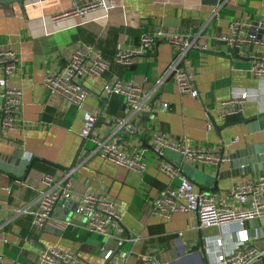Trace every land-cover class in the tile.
Listing matches in <instances>:
<instances>
[{
	"label": "crops",
	"instance_id": "1",
	"mask_svg": "<svg viewBox=\"0 0 264 264\" xmlns=\"http://www.w3.org/2000/svg\"><path fill=\"white\" fill-rule=\"evenodd\" d=\"M87 1L91 0H26L23 5H0V47L13 48L20 55L10 85L22 90L23 117V125L17 129L0 127V153L11 154L20 148L35 157L22 178L0 170V264H38L49 246L74 250L89 263H106L104 250L114 251L116 264H138L141 253L155 254L173 264L188 254L185 262L190 263L189 253L204 251L207 237L230 233L233 241L240 240L237 224L200 230L195 212L177 211L163 217L152 211L154 198L179 180L159 169L151 139L161 129L172 139H186L228 157L216 165L166 150L165 157L178 163L205 190L224 193L241 180L264 173L260 160L247 173L241 169L248 159L245 155L262 154L260 145L264 144V130L253 127L250 120L264 112V75L251 72L252 57L264 54V43L248 42L236 49L215 38L227 33L233 21L241 20L243 32H258L263 39L264 0H108L105 8L53 21L52 15ZM157 28L187 33L208 46L192 49L185 59L195 72L199 97L181 93L172 79L158 82L177 54V48L165 41H158L153 51L129 64H113L101 78H87L89 94L82 107L46 86V75L63 69L78 45L93 44L110 55L117 43L136 46L141 34ZM115 77L140 84L150 94L154 110L148 116L133 114L124 97H105L103 81ZM242 91L250 94L243 111L222 118L223 101ZM103 100L107 101L102 113L105 123L97 125L95 134L110 135L117 124L108 123L129 119L138 127V136L122 131L121 137L124 143L145 149L146 171L91 155L94 143L84 142L81 136L83 112L100 113ZM163 103L169 107L164 109ZM72 167H76L71 176L73 204L90 190L109 196L120 206L126 237L122 246L114 238L76 225L62 232L32 225V216L26 211L36 206L44 175L60 179ZM249 242L264 251V236L251 237Z\"/></svg>",
	"mask_w": 264,
	"mask_h": 264
},
{
	"label": "built area",
	"instance_id": "2",
	"mask_svg": "<svg viewBox=\"0 0 264 264\" xmlns=\"http://www.w3.org/2000/svg\"><path fill=\"white\" fill-rule=\"evenodd\" d=\"M108 0H91L76 4L70 9L52 15L53 21L84 15L90 11L105 8ZM244 23L235 20L227 33L218 34L216 40L225 42L230 48H239L248 42L264 43L258 32H243ZM158 41H165L177 48V54L162 78L163 83L172 79L183 94L199 97L195 72L185 64V59L192 49L207 48L197 37L182 32L166 31L157 28L146 31L140 36L139 44L127 47L123 42L116 44L112 54L106 55L95 45L82 43L68 58L65 67L46 75L45 84L53 92L69 99L74 105L82 107L89 94L85 80L89 77L101 78L113 64L126 65L136 57L153 51ZM251 72L256 76L264 75V54L255 53L252 57ZM20 65L18 51L10 47H0V127L6 130L17 129L23 125L21 116L22 90L10 85V79ZM105 97L119 95L124 97L128 110L133 114H150L154 105L150 94L133 80L115 77L104 79ZM250 98L248 91H242L231 99L223 101L221 117L243 111L244 103ZM162 107L167 109L168 103ZM99 113L85 110L81 136L85 141L94 143L91 155H98L128 169L144 172L148 168L145 149L136 148L124 143L121 137L122 127L130 133L138 132V127L129 123V119L118 118L117 129L110 135L95 134ZM209 128L214 126L210 123ZM124 132V131H123ZM235 141H238L237 139ZM84 146V145H83ZM172 149L184 158L193 161L220 164L228 159L224 155L212 153L205 146L192 144L186 139H172L161 129L153 133L151 151L159 158V169L172 178L179 180L178 185L171 186L154 198L152 211L163 217H171L177 211H190L198 215L199 229L210 227L224 228L230 224L239 225L241 232L248 222L264 217V173L253 178H245L236 183L230 190L218 193L213 190L200 189L184 172L182 167L166 158L165 152ZM76 167H72L60 179L45 174L43 189L33 209L27 210L32 216V225L36 229L52 227L64 231L69 225H76L89 232L114 238L118 246L126 240L122 224L123 215L118 203L109 196L86 191L73 208L71 176ZM182 233H180V236ZM230 233L216 234L206 238L204 251L189 253L190 263H186L188 254H184L176 264H253L260 258V249L252 245L249 239L233 241ZM178 240H181L178 239ZM123 254V253H122ZM114 251L104 250L106 263L83 262L82 257L74 250H63L49 246L42 251L38 264H116L113 261ZM138 264H173L163 261L155 254L141 253Z\"/></svg>",
	"mask_w": 264,
	"mask_h": 264
},
{
	"label": "water",
	"instance_id": "3",
	"mask_svg": "<svg viewBox=\"0 0 264 264\" xmlns=\"http://www.w3.org/2000/svg\"><path fill=\"white\" fill-rule=\"evenodd\" d=\"M26 0H0V5H6L11 4L14 2H18L19 4L23 5ZM107 104L106 100H103V105L101 108V111L99 113L97 125L99 123H105V120L102 118V113L105 109V106ZM149 114L147 113L146 116ZM252 121V126L256 128H260L264 130V112H260L257 115H255L253 118L250 119ZM115 121H111L108 124H112ZM255 128V129H256ZM125 135H128L130 132L127 130L125 126L122 127ZM136 136H138V132L134 133ZM125 138V137H124ZM261 146V153L258 156L255 153H250L251 158L249 157V154H246L245 157L248 159H244V161L241 163V169L244 173H247V171H251L252 165L260 160L261 162H264V144ZM35 160V157H32L30 154H27L24 152V150L20 148H16L13 153L6 154V153H0V170L5 171L7 173H10L17 177H24L26 174V171L28 167L32 164V162ZM203 189V188H200ZM75 204L73 205L74 208ZM261 224V225H260ZM46 230L54 231V232H62L61 230L54 229L52 227H46ZM262 237L264 236V217L253 219L248 222L247 228L241 232L240 239H251V237ZM253 264H264V251H261L260 258L253 262Z\"/></svg>",
	"mask_w": 264,
	"mask_h": 264
},
{
	"label": "trees",
	"instance_id": "4",
	"mask_svg": "<svg viewBox=\"0 0 264 264\" xmlns=\"http://www.w3.org/2000/svg\"><path fill=\"white\" fill-rule=\"evenodd\" d=\"M71 230H75V228H72ZM92 233V232H91Z\"/></svg>",
	"mask_w": 264,
	"mask_h": 264
},
{
	"label": "rangeland",
	"instance_id": "5",
	"mask_svg": "<svg viewBox=\"0 0 264 264\" xmlns=\"http://www.w3.org/2000/svg\"><path fill=\"white\" fill-rule=\"evenodd\" d=\"M213 228H217V227H213Z\"/></svg>",
	"mask_w": 264,
	"mask_h": 264
}]
</instances>
